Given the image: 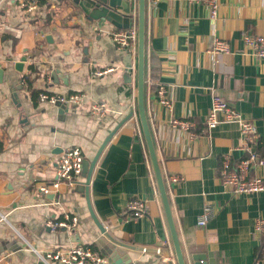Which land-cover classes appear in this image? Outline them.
I'll list each match as a JSON object with an SVG mask.
<instances>
[{
    "label": "crops",
    "instance_id": "crops-1",
    "mask_svg": "<svg viewBox=\"0 0 264 264\" xmlns=\"http://www.w3.org/2000/svg\"><path fill=\"white\" fill-rule=\"evenodd\" d=\"M33 1L38 7L29 14L22 2ZM218 1L213 22L203 3L147 0V117L187 264L193 256L208 264H264V236L256 233L264 192L234 196L222 183L224 159L237 163L244 157L240 127L206 125L216 94L255 124L264 143V60L251 56L243 41L245 35L264 36V0ZM130 18L138 29V0ZM117 30L89 21L72 0H0V249H6L0 264H44L36 252L76 246L106 257L107 264L113 251L122 264H178L138 115L137 50L119 49L111 37ZM214 38L226 41L231 52L213 53ZM129 54L131 74L124 65ZM109 69L114 71L96 74ZM39 92L82 93L86 100L60 114L39 102ZM96 102L111 109L109 119L89 115ZM175 120L194 127L173 128ZM104 144L88 198L84 177L75 189L58 180L64 150L80 148L93 162ZM175 175L183 179L178 184L169 180ZM43 185L52 188L50 195L40 193ZM132 199L147 202L149 213L126 221L123 212ZM205 205L215 216L201 227ZM66 217H76L78 225L49 227ZM126 256L130 263H123Z\"/></svg>",
    "mask_w": 264,
    "mask_h": 264
},
{
    "label": "built area",
    "instance_id": "built-area-1",
    "mask_svg": "<svg viewBox=\"0 0 264 264\" xmlns=\"http://www.w3.org/2000/svg\"><path fill=\"white\" fill-rule=\"evenodd\" d=\"M134 2V0H130ZM157 3L160 0H151ZM190 2L203 3L210 10V18L214 22L218 18L219 1L218 0H189ZM22 6L31 14L38 7L36 1L22 2ZM17 38L22 36V30L11 28L9 29ZM114 44L123 51L135 52L138 46V29L132 25L126 30L114 31L111 35ZM244 44L250 55L264 60V36H249L243 37ZM213 53L229 54L231 52L230 45L218 38L213 39ZM114 71L109 69L103 72H97V76H103ZM27 85L26 80L23 82ZM157 84L150 82V85ZM166 91L163 87H159V95L164 97ZM38 100L41 104H50L56 108H73L84 104L86 96L82 93L77 94H49L47 92H39ZM162 103L171 107V102L163 98ZM89 115L98 120H107L112 115L111 109L105 103H92L89 107ZM234 123L240 127L242 146L241 150L244 157L237 163H232L230 157L224 159L221 176L223 186L229 189L234 196L260 194L264 192V154L260 152L261 140L255 124L245 120L243 116L232 108L228 103L223 101L218 95H213L212 110L206 120L208 130L217 128L221 123ZM173 128L190 131L194 125L189 121L175 120L172 123ZM85 154L80 148H68L63 151L59 158L57 168V178L63 183L75 189L83 179ZM172 184H178L183 179L180 176L170 177ZM61 183L58 181L53 184V189H58ZM52 188L47 185L40 187V193L50 195ZM149 206L147 202L140 199H132L123 212V219L126 221L136 220L147 216ZM215 210L211 205H205L202 215L199 217V226L206 227L214 218ZM49 227L53 229L65 228L74 229L78 225L76 217H66L62 222H50ZM256 233L264 236V219H259L256 224ZM158 252H161L158 249ZM40 261L44 264H107V258L98 254L90 248L76 246L70 249L59 250L56 252H47L40 254L36 252ZM171 259V258H170Z\"/></svg>",
    "mask_w": 264,
    "mask_h": 264
},
{
    "label": "water",
    "instance_id": "water-1",
    "mask_svg": "<svg viewBox=\"0 0 264 264\" xmlns=\"http://www.w3.org/2000/svg\"><path fill=\"white\" fill-rule=\"evenodd\" d=\"M73 3L80 8V10L89 18L91 22H107L111 24L113 27L119 30H126L132 27L133 22L130 18L132 12V2L130 0H72ZM146 19H147V0H138V47H137V107H138V115L141 122L142 131L144 134V138L147 144L150 160L152 163V167L154 170V174L156 177V181L158 184V189L160 192L161 200L164 206L166 218L168 221L171 238L173 241V246L175 250V256L178 264H187V260L183 253L181 242L179 240V235L177 232V228L175 225V220L173 217V212L171 208V203L169 199V194L167 191L166 183L161 171L160 162L157 156L154 140L152 137V132L150 128V124L147 117V104H146V58H147V29H146ZM48 39H51L48 37ZM126 62L124 63L125 67L129 74L132 73L133 67V56L129 54L126 58ZM27 58H23L21 63L17 65V69L22 71L24 67V63ZM4 79V72L0 71V83H2L1 79ZM131 78L128 79V82L131 83ZM65 108H60V114L65 112ZM133 115V114H132ZM131 115V116H132ZM25 120V118L23 119ZM106 144L100 149L97 157L93 162L85 161L84 165V174L83 177L86 179V186L82 187L83 192L86 194L88 198V186L91 181V177L93 174V170L97 164V161L105 149ZM89 200V199H88ZM91 211V210H90ZM91 216L97 226L103 231L104 228L99 224L97 219L95 218L93 212L91 211ZM105 234V233H103ZM126 249L133 250L130 246H126L123 244H119ZM6 249L3 247L0 249V254ZM141 251H150L143 249ZM113 263L117 262V264H122L120 261L121 258H118V254L113 251L110 254ZM109 260V259H108ZM193 264H208L204 261L202 256H193L192 257ZM125 263L129 261V256H126L123 260ZM111 263V264H113ZM116 264V263H115ZM172 264V263H171Z\"/></svg>",
    "mask_w": 264,
    "mask_h": 264
},
{
    "label": "trees",
    "instance_id": "trees-1",
    "mask_svg": "<svg viewBox=\"0 0 264 264\" xmlns=\"http://www.w3.org/2000/svg\"><path fill=\"white\" fill-rule=\"evenodd\" d=\"M155 77H156V75H155ZM155 77L152 76L153 81L157 80ZM260 152H261V154H264V143L260 145Z\"/></svg>",
    "mask_w": 264,
    "mask_h": 264
}]
</instances>
